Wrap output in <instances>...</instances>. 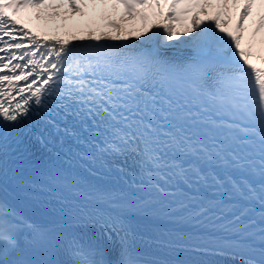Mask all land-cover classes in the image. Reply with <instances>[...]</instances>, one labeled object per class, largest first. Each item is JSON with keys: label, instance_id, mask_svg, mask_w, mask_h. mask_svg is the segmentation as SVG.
Segmentation results:
<instances>
[{"label": "snow or ice", "instance_id": "obj_1", "mask_svg": "<svg viewBox=\"0 0 264 264\" xmlns=\"http://www.w3.org/2000/svg\"><path fill=\"white\" fill-rule=\"evenodd\" d=\"M255 2L232 0L239 20L229 28L228 0L216 5L223 12L212 15L209 0H170L162 30L138 37L136 52L126 50L131 45L99 43L102 36L95 34L85 43L41 41L13 17L22 8L44 6V0L0 2V155H7L11 130L33 115L55 129L62 147L67 139L87 149L69 145V168L53 179L61 189L56 198L63 220L99 234L96 240L79 233L67 239L71 264H144L132 248L136 236L125 214L148 210L165 218L177 214L193 227L221 222L218 230L225 235H197L193 243L176 247L227 255L238 264H264V68L251 63V46L241 47L243 24ZM116 4L129 18L135 14L146 22L148 16L137 9L152 7L164 16L159 0ZM67 7L83 12L76 0H67ZM189 12L194 34L180 38L173 19ZM261 29L264 16L253 39ZM168 47L190 55L174 61L162 54ZM74 158L99 161L131 179L124 181L125 189L94 185L73 170ZM128 158L136 171L115 164ZM25 227L34 236L30 244L55 231L28 224L0 200V264H56L21 255L19 234ZM113 233L119 248L109 259Z\"/></svg>", "mask_w": 264, "mask_h": 264}, {"label": "bare ground", "instance_id": "obj_2", "mask_svg": "<svg viewBox=\"0 0 264 264\" xmlns=\"http://www.w3.org/2000/svg\"><path fill=\"white\" fill-rule=\"evenodd\" d=\"M231 1L232 0H228ZM258 3L255 2V5L252 9V14L249 16V18L246 20V22L249 23L245 29L242 30V36L248 35L249 30L253 24V22H256L258 18L261 16H264V3H262V0H256ZM8 2V0H7ZM77 5L83 9V12L87 8L92 9L91 13L89 15H85L84 13L79 14V12H74L72 9L67 7V0H51V3L53 4L52 7H49L48 10H53V13H50L49 16L50 24H46L44 27L38 26L39 28L38 32H41L43 36L53 38V40H64L69 43H85L88 41V36L90 34H95L96 37L102 38L99 40V43H114V44H121L123 42H132L135 47L140 48L138 39L135 38L134 32L129 31V21L130 18L127 16L126 13L122 11L120 8V11L118 14H114V7L116 4V0H76ZM170 2V0H159V3L162 5V11L164 12L163 19H165V16L168 12L166 3ZM239 4H243V0H239ZM209 4H208V12L210 14L209 10ZM103 8V9H102ZM100 9V10H98ZM211 9V7H210ZM198 11V10H194ZM239 11V9H232L231 8V15L232 16H238L236 13ZM58 13V15H57ZM54 14V15H52ZM107 14V20L105 21L106 26L100 27L98 24L93 25V27H89L90 23H96L98 20H100L102 17H104ZM192 12H189L188 16L183 17H191ZM211 15V14H210ZM111 19V20H110ZM117 20V22L120 25L119 31H113L109 29L110 23L113 20ZM200 19L208 22L209 17L204 16L202 13L200 14ZM59 22V31L56 29V24H52L51 22ZM53 22V23H54ZM45 28H50L49 32H45ZM156 25L154 26V30H158L156 28ZM155 32V31H154ZM176 32V31H175ZM178 33L180 36H186V35H193L194 33L186 30H178ZM118 37V39H117ZM260 40L264 39V31L260 33V36L256 37ZM174 43V42H173ZM167 51H169L171 54H174L176 57L181 58L182 60L186 59L190 52L186 49H176L174 47H168L166 48ZM260 58H257V57ZM251 63L255 64L257 67L264 68V55L255 54L251 57ZM144 264H158L154 261H146L142 260Z\"/></svg>", "mask_w": 264, "mask_h": 264}, {"label": "rangeland", "instance_id": "obj_3", "mask_svg": "<svg viewBox=\"0 0 264 264\" xmlns=\"http://www.w3.org/2000/svg\"><path fill=\"white\" fill-rule=\"evenodd\" d=\"M154 2H155V0H153V3ZM220 2H222V0H209V5H210L209 10H210L211 15L217 11L223 12L222 8L216 7V5ZM52 5L53 4L50 2V0L44 1V6H42V7L30 8V9L29 8H26V9L23 8L24 11L21 12V15L25 19H27L28 21L33 22L35 25L44 27L50 20V18H49V16L51 15L50 13L54 12L52 9L48 10V8L52 7ZM230 5H232V3H230ZM210 7H211V9H210ZM114 8H115L113 11L114 14H118L120 11V8L122 9V7L120 5H115ZM33 9H35V10H33ZM98 10H100V9H98ZM122 11L125 13V11L123 9H122ZM48 12H50V13H48ZM137 12H142V13L146 14L148 16V20L146 22L142 21L140 19L139 15L134 14L133 17L130 18L128 30L134 32V36L136 39L139 37V39L142 40V39H144V37L146 35L152 34V32L154 31V26L157 25L160 21V16L154 7H152V8H138ZM79 14H81V13L79 12ZM52 15H54V14H52ZM168 15H171V14L167 13V16ZM224 18H225L224 16L221 17V19H224ZM106 19H107V14L104 17H102L100 20H98L95 23V25L98 24V26H100V27L106 26V23H105ZM179 20H181L182 22L181 21L179 22ZM258 21H259V18H258ZM53 22L54 21H52L51 23L56 24V29H57V31H59L60 27H59V25H57V24H59V22H54V23ZM48 24H50V22ZM111 24L119 25V23L115 19L110 23V25ZM171 27L174 30V32L175 31L178 32V30H180V29L190 31L192 28L191 17L190 18L184 17V19H181L180 17L175 18V19H173ZM228 27H229V25H228ZM246 27H247V22L245 21L243 24V29H245ZM119 28H120V25H119ZM119 28H114V27L109 26V29L113 30V31H116V30L119 31ZM44 30H45V32H49L52 29L45 28ZM262 31H264V29H261V32ZM252 33L253 32L249 31L248 35L243 36V39L241 41V47H242V45H245V44L248 45V47L251 46L252 54L258 53L257 49H261L260 55H264V39H262V40H260L259 38L253 39ZM180 38H184V37L180 36Z\"/></svg>", "mask_w": 264, "mask_h": 264}]
</instances>
